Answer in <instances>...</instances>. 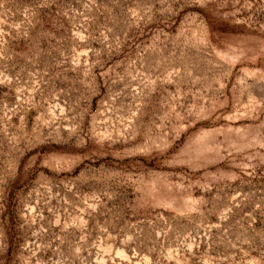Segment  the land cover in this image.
<instances>
[{
    "label": "rangeland",
    "instance_id": "obj_1",
    "mask_svg": "<svg viewBox=\"0 0 264 264\" xmlns=\"http://www.w3.org/2000/svg\"><path fill=\"white\" fill-rule=\"evenodd\" d=\"M0 264H264V0H0Z\"/></svg>",
    "mask_w": 264,
    "mask_h": 264
}]
</instances>
